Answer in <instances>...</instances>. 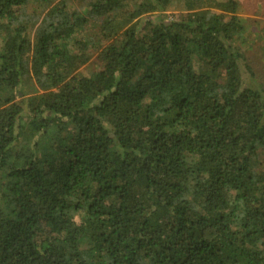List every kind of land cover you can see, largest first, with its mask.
I'll return each mask as SVG.
<instances>
[{
  "label": "trees",
  "instance_id": "obj_1",
  "mask_svg": "<svg viewBox=\"0 0 264 264\" xmlns=\"http://www.w3.org/2000/svg\"><path fill=\"white\" fill-rule=\"evenodd\" d=\"M68 1L0 0V264H264L238 0Z\"/></svg>",
  "mask_w": 264,
  "mask_h": 264
},
{
  "label": "rangeland",
  "instance_id": "obj_2",
  "mask_svg": "<svg viewBox=\"0 0 264 264\" xmlns=\"http://www.w3.org/2000/svg\"><path fill=\"white\" fill-rule=\"evenodd\" d=\"M78 2H81L78 4ZM240 10L239 18L244 27V45L243 51L248 60V63L256 76V80L264 88V54L262 53V46H264V0H238ZM83 4V0H69L68 6L79 9ZM35 7L33 5L27 6L24 10L26 16L33 15ZM35 13V12H34ZM88 33L94 32L91 28ZM96 51L91 52V58L88 67L83 68L82 71L92 70L95 68ZM29 93V88H25ZM261 160L264 161V152Z\"/></svg>",
  "mask_w": 264,
  "mask_h": 264
}]
</instances>
